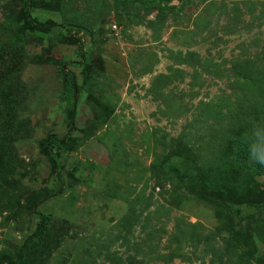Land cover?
I'll list each match as a JSON object with an SVG mask.
<instances>
[{
    "label": "rangeland",
    "instance_id": "374dc122",
    "mask_svg": "<svg viewBox=\"0 0 264 264\" xmlns=\"http://www.w3.org/2000/svg\"><path fill=\"white\" fill-rule=\"evenodd\" d=\"M262 116L264 0H0V264H264Z\"/></svg>",
    "mask_w": 264,
    "mask_h": 264
},
{
    "label": "trees",
    "instance_id": "16d2710c",
    "mask_svg": "<svg viewBox=\"0 0 264 264\" xmlns=\"http://www.w3.org/2000/svg\"><path fill=\"white\" fill-rule=\"evenodd\" d=\"M118 1L119 2H137L139 5L143 7L151 6V4L154 2V0H118ZM161 1H166L168 3L171 0H161ZM155 3L156 4H153V5L160 4V1H158V3L157 2ZM166 7H170V6H166ZM34 26L52 27L53 25L38 21L33 18H29L23 27L27 28V27H34ZM70 27L76 31L79 30L77 26H70ZM20 35H21V32L19 31L14 33V35L11 38L10 43L16 42L18 38L20 37ZM79 57H80V60L78 61V63L82 62L84 59V54L82 50L79 51ZM73 111L74 109L71 106L70 114H68L69 124H71V122L73 121ZM259 119H260L259 121H263L264 116H262ZM235 129L237 130V134H234L231 137L232 144L236 145L238 149H243V148L245 149L244 156L240 157L241 160L239 161V163H244L250 168V162L247 156V147L245 144V135H243V132L239 133L237 126H235ZM55 137L57 138V136ZM54 139L55 138H51L49 136L47 141L48 140L52 141ZM251 164H252V167H256L254 163H251ZM241 172L245 174L244 171L241 170ZM38 216H39L38 217L39 222L36 228L34 229V232L30 234L23 241L22 245L19 248V252L15 257L13 264H48L49 257L52 255V252L59 245V241H58L59 238L55 240V239L48 238L46 236L48 229L50 228V221L53 216L51 214H42V213L38 214ZM243 236L245 238V241L250 240V235L246 234V232L243 234ZM35 251H37V254H36L37 256H35L34 258L33 253Z\"/></svg>",
    "mask_w": 264,
    "mask_h": 264
},
{
    "label": "clouds",
    "instance_id": "9594fccd",
    "mask_svg": "<svg viewBox=\"0 0 264 264\" xmlns=\"http://www.w3.org/2000/svg\"><path fill=\"white\" fill-rule=\"evenodd\" d=\"M249 124L245 134L249 162L264 165V121L250 120Z\"/></svg>",
    "mask_w": 264,
    "mask_h": 264
}]
</instances>
